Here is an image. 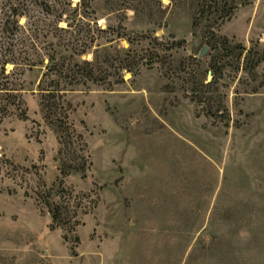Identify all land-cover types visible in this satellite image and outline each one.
Here are the masks:
<instances>
[{"label":"rangeland","instance_id":"rangeland-1","mask_svg":"<svg viewBox=\"0 0 264 264\" xmlns=\"http://www.w3.org/2000/svg\"><path fill=\"white\" fill-rule=\"evenodd\" d=\"M2 43L0 264H264V0H0ZM96 44L108 78L64 95L65 152L36 86Z\"/></svg>","mask_w":264,"mask_h":264},{"label":"trees","instance_id":"trees-1","mask_svg":"<svg viewBox=\"0 0 264 264\" xmlns=\"http://www.w3.org/2000/svg\"><path fill=\"white\" fill-rule=\"evenodd\" d=\"M14 14V23H16L18 17H21L23 13L20 12ZM5 27L6 21L2 23V33L4 32ZM60 30H66V27L60 28ZM97 32L103 33L104 30L99 28L97 29ZM126 42L130 44L128 40H126ZM77 46L78 45H76V47ZM95 46L97 47V49H94L91 52L90 61L82 60L78 62L76 60L79 59V57L86 51L85 45L78 46V49H74V55H72V58L61 56L60 59L54 61L55 59L53 57H47L45 72L42 74V77L38 85L36 86V90L38 91L40 97V107L44 113L45 120H47L48 123L53 126L55 132L59 135V141H61V143L59 142V145L61 147L63 146L65 152H68V149L72 146V142L70 135L68 134L69 125L67 123V117L65 114L66 110L64 108L62 100L64 95L67 92L73 91L76 86L78 87V85L86 87L88 84H98V82H103L106 78H108L106 68L107 66L105 64L106 61H99L97 56L98 52H105L107 51V49L104 47H100L99 44H96ZM1 48L0 68L3 72V69L7 64H12L13 67L17 66L15 61H17L18 59L17 57L15 58L14 50L10 46H8V44L4 46V44L2 43ZM242 50V48L239 49L240 52H242ZM116 52L118 53L119 51ZM122 52L125 51L122 50ZM22 61H25V58H22ZM28 62L29 61H27V63ZM25 65L31 66L30 64ZM121 72L131 73L130 69L124 67L122 61H119V64L114 67L113 73L121 77ZM217 74L218 73H212V80L217 77ZM204 81L205 80L202 81L203 88L208 83H204ZM202 87L198 83V88L200 90H202ZM0 90H3V94H5V96L7 97H17V95H15L16 93H14L12 89L1 88ZM58 156V162L60 164L59 172L65 175L70 172L69 170L73 171L74 173L79 172L81 166H83L84 164L83 159L79 157L78 167L73 168L71 164L76 165L78 163V159H67L66 155L64 156L62 154L61 149H59ZM42 202L50 215L51 222L53 224L55 223L56 225H59L62 220V207L55 204L54 202H50L49 200H45ZM203 230L204 229L198 232V237L196 238L194 243L199 242V235L201 234V232H203Z\"/></svg>","mask_w":264,"mask_h":264},{"label":"water","instance_id":"water-1","mask_svg":"<svg viewBox=\"0 0 264 264\" xmlns=\"http://www.w3.org/2000/svg\"><path fill=\"white\" fill-rule=\"evenodd\" d=\"M205 50H206V47H204V48L202 49V51H201L200 55H203V54H204V52H205Z\"/></svg>","mask_w":264,"mask_h":264}]
</instances>
